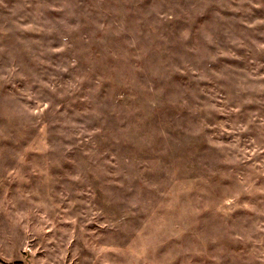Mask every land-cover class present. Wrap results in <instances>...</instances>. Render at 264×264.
<instances>
[{
  "label": "rangeland",
  "instance_id": "1",
  "mask_svg": "<svg viewBox=\"0 0 264 264\" xmlns=\"http://www.w3.org/2000/svg\"><path fill=\"white\" fill-rule=\"evenodd\" d=\"M0 264H264V0H0Z\"/></svg>",
  "mask_w": 264,
  "mask_h": 264
}]
</instances>
